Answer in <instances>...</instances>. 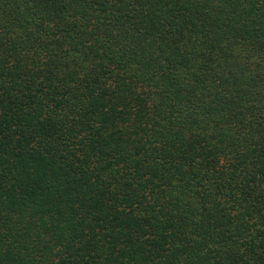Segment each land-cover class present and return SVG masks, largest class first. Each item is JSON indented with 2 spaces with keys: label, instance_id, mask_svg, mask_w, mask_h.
<instances>
[{
  "label": "trees",
  "instance_id": "obj_1",
  "mask_svg": "<svg viewBox=\"0 0 264 264\" xmlns=\"http://www.w3.org/2000/svg\"><path fill=\"white\" fill-rule=\"evenodd\" d=\"M0 264H264V0H0Z\"/></svg>",
  "mask_w": 264,
  "mask_h": 264
}]
</instances>
